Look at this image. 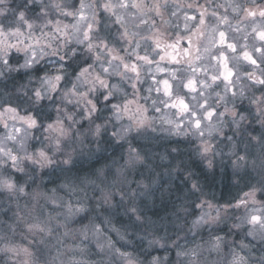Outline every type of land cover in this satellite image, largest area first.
<instances>
[{
	"label": "clouds",
	"instance_id": "clouds-1",
	"mask_svg": "<svg viewBox=\"0 0 264 264\" xmlns=\"http://www.w3.org/2000/svg\"><path fill=\"white\" fill-rule=\"evenodd\" d=\"M0 264H264V0H0Z\"/></svg>",
	"mask_w": 264,
	"mask_h": 264
}]
</instances>
